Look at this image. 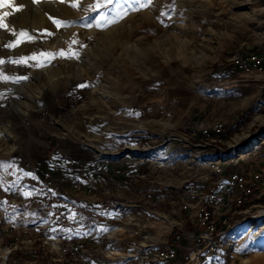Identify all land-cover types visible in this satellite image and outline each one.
<instances>
[{"label":"rangeland","instance_id":"1","mask_svg":"<svg viewBox=\"0 0 264 264\" xmlns=\"http://www.w3.org/2000/svg\"><path fill=\"white\" fill-rule=\"evenodd\" d=\"M56 1H44L41 10L74 22L71 27L57 28L48 20L40 31L28 25L13 35L8 29L6 44L14 47L0 52V58L15 60L67 49L73 38L87 45L79 61L57 59L49 66L62 73L57 85L48 76L35 87L0 83L7 94L0 99V161L31 173L11 191L0 186V201H8L0 205V259L10 250L7 264H156L161 260L154 248L166 251L171 233L182 235L179 244L191 242L189 232L204 230L195 215L217 178L218 163L226 171H245L248 159L264 152L263 140L239 157L252 139L264 137V77L225 65L231 52L264 45V0H239L240 8L227 0H175L174 11L173 0H153L104 30L81 27L84 17L96 14L85 11L94 0H72L78 7ZM31 6V0H4L0 10L12 24L23 13L34 16ZM53 39L58 47L48 44ZM109 41L119 44L116 51L97 55L99 47L110 50ZM36 69L0 65L9 76H30ZM84 82L93 86L77 87ZM214 120L224 121L228 134L210 146L201 142L199 128ZM0 176L5 185L15 179L2 170ZM21 190L36 194L25 199ZM262 205L253 199L227 213L211 264L246 258L264 264L252 233L229 237L251 222H264V216L256 217ZM71 212L83 219H68ZM101 226L114 230L102 232ZM209 257L204 253V261Z\"/></svg>","mask_w":264,"mask_h":264},{"label":"built area","instance_id":"2","mask_svg":"<svg viewBox=\"0 0 264 264\" xmlns=\"http://www.w3.org/2000/svg\"><path fill=\"white\" fill-rule=\"evenodd\" d=\"M225 65L231 71L245 74L257 73L264 77V45L246 46L231 52L226 58ZM227 134L226 123L221 120L202 124L199 128L201 142L203 140L210 146H217V143H222ZM249 162L251 164L245 171H226L225 164L218 163L215 170L217 178L213 181L209 193L201 200L199 210L195 215V223L204 227V230L189 232V237L196 241L198 254H202V256L204 253L213 255L216 246L215 237L220 234L219 225L222 222L227 223V213L233 211V208L236 212L237 208L245 206L253 199L260 200L261 206H263L264 152L257 158L256 156L249 158ZM225 206L229 209H225ZM181 236L178 232L171 233L166 242V251L160 254H158V249L154 248L157 260H161L158 261L159 263L174 264L177 262L180 249H184L186 246V241L177 244ZM143 264L146 263L143 262Z\"/></svg>","mask_w":264,"mask_h":264},{"label":"snow or ice","instance_id":"3","mask_svg":"<svg viewBox=\"0 0 264 264\" xmlns=\"http://www.w3.org/2000/svg\"><path fill=\"white\" fill-rule=\"evenodd\" d=\"M42 2V0H31L32 5H39ZM60 3H65L69 2L70 6L72 7H78V5L72 0H59ZM4 3V0H0V6H2ZM153 5V0H94V3L89 4L88 7L85 9V11H88L90 13H96L95 15H88L83 18V23L81 24V27H87V28H92L96 27L100 30H104L107 27H110L111 25L119 23L121 20L125 19L127 16H129L132 13L142 11L150 6ZM24 5L21 4L20 7L16 8V12H20L23 10ZM172 10H175V0H173V3L169 5ZM48 15L47 13H45ZM8 14L5 13L3 15H0V29H7L8 24L4 22L5 17ZM161 16H168V19L171 20V16L168 15L166 12H161ZM48 19L52 22L53 25H55L57 28H60L61 26L63 27H71L72 23L74 22H68V21H61L59 19L53 18L51 15L48 16ZM159 19V18H158ZM15 23V21H12ZM161 24H164L163 20H160ZM165 27H168L167 24H164ZM15 35V32L13 31L12 33ZM48 35H53L52 32H48ZM31 39V37L29 38ZM91 39V38H89ZM79 44L78 49H74L72 45ZM5 47L7 48H13V44H6ZM87 45L80 43L77 39L73 38L71 39V43H69L67 49H59L57 52H45L41 51L39 54H34L29 57H19L18 59H11L9 58L8 60H5L3 58H0V65H5L6 63H12V64H23L28 68H37V69H43L47 68L49 66H54L53 61L57 59H65V60H77L79 61L81 58V53L80 49L86 48ZM29 61H35V63H29ZM31 77L29 75H6L4 74L3 71H0V83H11V84H21L24 82H27ZM89 82H84L77 87L79 88H85V87H92ZM9 92L11 91L10 89L8 90ZM6 92H0V99H5L6 98ZM138 115V113H137ZM9 169H12L10 172ZM0 170H2L4 173L8 175H13L15 176V179L12 180L10 184L5 185L4 184V178L0 176V186L4 187V191H11L12 189L20 187V181L23 179L24 176H30L31 173L23 172L22 169H18L14 167V162H4L0 161ZM17 172H20L21 175H16ZM79 179V178H77ZM49 192L52 193V195H56V193L49 189ZM21 194L25 197V199L31 197L35 193V190L32 191H24L21 190ZM43 194V193H41ZM8 201H0V205L2 204H7ZM12 207H17L13 205ZM52 207H58L57 205H52ZM81 207H87L86 205H82ZM99 207V206H97ZM31 215H35V213H32ZM55 213H49V216H54ZM103 215H111L107 212L103 213ZM79 216V219L82 220L83 217L80 216L79 213L76 212H71L69 215L68 219L70 220H77V217ZM58 219V217H57ZM57 229L52 228L50 231L55 232ZM100 231L102 232H108L110 230L114 229H109L107 226H101L99 228ZM70 231V230H67ZM79 235V232L76 233ZM51 239H55L56 237H50ZM69 239L71 236L68 237ZM237 252H244L243 248H237Z\"/></svg>","mask_w":264,"mask_h":264},{"label":"bare ground","instance_id":"4","mask_svg":"<svg viewBox=\"0 0 264 264\" xmlns=\"http://www.w3.org/2000/svg\"><path fill=\"white\" fill-rule=\"evenodd\" d=\"M47 2V3H57L58 1L56 0H42L41 3L43 2ZM193 1V0H191ZM228 2L229 1H232L231 3V6L233 5V7H236V8H240L239 5L242 4V1H239V0H227ZM41 3L39 5H35V6H31V8H33V13H36L34 16H27V14H24L23 13V16H17L15 20H17L18 22L21 23V25L17 24V23H12L10 24L9 22L6 21V17H5V20L4 22L6 24H8V28L7 29H0V52H5L6 51V39L9 38V37H12V35L8 34L7 30L10 29L11 32L13 33V31L16 33L18 30H23L24 27L28 26V25H32L34 28H36L37 30H41L45 24L46 26V23H48V16L49 15H46L45 11L41 10ZM5 5V4H4ZM65 5V4H64ZM29 8V9H31ZM9 10V9H8ZM11 10V9H10ZM9 10V11H10ZM252 10V9H251ZM7 13L6 10H0V15H3ZM38 13V14H37ZM72 13V12H70ZM253 14L255 13L254 16H257V12L256 11H253L252 12ZM244 13H240L237 17L240 18V20H244L246 17H244L243 15ZM8 16V15H7ZM253 16V15H252ZM13 17V16H12ZM9 18V17H8ZM9 20V19H8ZM14 20V21H15ZM68 20V19H67ZM73 24V23H72ZM52 25V24H51ZM47 27V26H46ZM50 27V25L48 26ZM47 29V28H46ZM52 29V28H51ZM54 29V28H53ZM113 30V28H111ZM111 29L109 30H106L105 31V35H106V38L109 39V32L112 31ZM72 30V29H71ZM70 30V32H71ZM51 32V31H50ZM55 32V31H53ZM69 32V31H68ZM38 33V32H37ZM42 34V33H40ZM104 35V36H105ZM42 36V35H41ZM44 37V36H43ZM42 38V37H41ZM55 39H53L52 41H49L48 44H50V46H52L53 48L54 47H58V41H55ZM106 41V40H104ZM109 44V51H107V49H105V47H102V48H97L95 50L96 54L97 55H100L102 53H104L105 55L109 56V52H115L116 51V48H118V43L117 42H114V43H111L110 41L107 42ZM62 44V43H61ZM131 45V44H130ZM129 45V46H130ZM136 45V44H135ZM62 46V45H61ZM133 46V45H132ZM64 47V46H63ZM121 47V46H120ZM125 48H128L126 45H125ZM139 48V47H138ZM124 49V47H123ZM127 50L129 51V49H126V52ZM133 50V49H132ZM143 50V49H142ZM134 51V50H133ZM136 51H139V49ZM135 51V52H136ZM5 57V56H4ZM90 59V58H89ZM53 69V68H52ZM51 69V67H47V68H43V69H36V70H32L30 71V79L27 81V82H24L23 84H21L22 86H25L26 88V84L28 83H31V86L30 87H35L37 85V83H41V80H42V76H48L49 77V83L51 85H57V83L59 82L58 80H62V79H59L61 74L57 73L55 74L53 72V70ZM59 70V69H58ZM62 70V69H61ZM62 72V71H61ZM82 75V74H81ZM78 77V76H77ZM76 77V79H77ZM82 76H80L79 78H81ZM44 78V77H43ZM48 79V78H47ZM45 80V79H44ZM43 81V80H42ZM75 81V80H73ZM72 82V81H71ZM46 83V82H45ZM38 94H40V92L38 91L37 92ZM3 130V129H2ZM251 134H248L246 133V136L247 138L251 139ZM240 140V136H237L234 138V140L232 141L233 142V145H237L238 142ZM264 140V137L257 140V139H252V141L245 147L243 148V150H241V155H239V157H244V153H248L249 151L253 150L254 148L257 147L258 144L261 143V141ZM264 216V208H258L257 211H256V217L257 218H262ZM173 225V224H172ZM172 225H170L169 229L172 228ZM252 233V240H254L255 242V245H256V249L259 251L258 255H261L263 254L264 252V239H260V235H264V222H251L245 226H242L240 228H238L237 230L231 232L229 234V237L230 238H238L240 237V235L242 234H245L247 236H249V234ZM10 252V250H8L6 253H4V256L2 259H0V264H7V256H8V253ZM257 254V253H256ZM252 262V259H249V258H246V259H243L242 262L240 264H251Z\"/></svg>","mask_w":264,"mask_h":264},{"label":"crops","instance_id":"5","mask_svg":"<svg viewBox=\"0 0 264 264\" xmlns=\"http://www.w3.org/2000/svg\"><path fill=\"white\" fill-rule=\"evenodd\" d=\"M258 146L255 149H257ZM243 158H246V157H243ZM238 160H240V159H235L234 161L236 162ZM190 241L191 242L186 241V246H184L185 248L184 249H180V251H179L178 259L179 258H183V261L182 260L180 261V262H182V264H211V262H215L216 261V259H215L216 256L215 255H213V256L209 255L210 257L206 261H204V258L202 256V254H198V252H197L198 247H197V245H195L196 241L192 240L191 238H190ZM220 257L221 256H218L219 261L221 260ZM174 264H179V263L175 262Z\"/></svg>","mask_w":264,"mask_h":264}]
</instances>
